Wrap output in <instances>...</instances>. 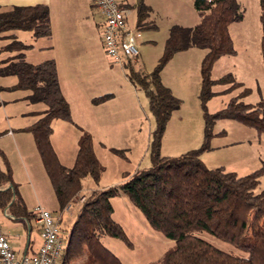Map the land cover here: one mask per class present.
I'll return each mask as SVG.
<instances>
[{
  "label": "trees",
  "instance_id": "1",
  "mask_svg": "<svg viewBox=\"0 0 264 264\" xmlns=\"http://www.w3.org/2000/svg\"><path fill=\"white\" fill-rule=\"evenodd\" d=\"M200 17L192 27L173 25L158 66L151 72L137 70L127 64L129 80L142 85L150 100V109L156 118V129L151 141L152 165L136 171L120 185L94 189L80 204L73 224L71 239L65 247L61 264H72L75 258L86 255L85 264H123L102 243L106 236L118 237L131 245L117 221L111 198L124 193L143 213L154 229L175 241L164 256L150 264H264V191H258L264 167L247 175H238L224 167L208 168L200 155L209 149L211 121L232 118L264 133V103L243 101L244 90L232 97L227 106L209 114L206 103L215 95L217 83L234 81L232 74L213 79L214 63L224 55H235L237 50L230 33V25L242 21L245 12L238 0H194ZM262 26L261 54L264 60V0H260ZM150 8L142 0L137 10V26L155 28L149 21ZM9 30L32 31L35 38L51 37L52 25L49 7L45 4L13 6L0 13V33ZM21 49L31 45L12 42ZM197 47L206 49L201 62L200 97L206 110V131L203 145L177 157L161 154V141L167 121L181 100L166 87L161 71L175 53ZM0 74L18 77L13 89H29L31 102L47 105L44 115L28 129L34 134L37 146L51 178L61 209L73 203L84 189V181L100 180L104 167L94 148L92 134L82 129L75 164L66 167L60 163L51 144L53 121L63 119L74 123L71 107L59 81L57 63L48 59L33 64L19 53ZM237 82L234 83L236 85ZM233 85V87H234ZM114 97L107 93L93 99L100 104ZM3 131H0V135ZM115 153L124 156L120 149ZM5 169L0 166V207L12 202V208L24 207L18 186L13 180L12 167L0 149ZM208 233L236 248H220L201 236Z\"/></svg>",
  "mask_w": 264,
  "mask_h": 264
},
{
  "label": "rangeland",
  "instance_id": "2",
  "mask_svg": "<svg viewBox=\"0 0 264 264\" xmlns=\"http://www.w3.org/2000/svg\"><path fill=\"white\" fill-rule=\"evenodd\" d=\"M142 1L148 2V0ZM150 1L153 5L151 14L153 20L149 19V21L156 27L154 29L140 28L143 38L151 40H147L141 49V55L133 64L136 69L145 72H151L158 66L159 59L164 53L171 25L192 27L196 25L193 24L195 23V16L200 20L194 0ZM238 1L245 12V17L242 21L234 22L229 27L237 53L219 58L211 71L213 79L232 74L234 81L214 85L213 90L216 93L206 103L209 114H214L225 108L232 97L244 90H248V93L243 97L244 102L255 105L264 103L260 0ZM97 14L103 21V15L99 11ZM134 22L136 23V19L132 17L129 26L136 28L133 27L136 25ZM147 32H154V35L151 36L150 33L149 36ZM98 39L100 38L98 37ZM101 46L102 66L96 70L98 78L88 80L90 86L87 90L99 95L108 92L114 93L113 98L116 99L113 109L117 115L115 123L130 129L131 134L127 140L123 139L124 141H120L117 136L108 138L107 142H103L105 148H102L103 150L100 152V161L104 167V172L98 181L91 178H86L84 181L85 188H88L90 192L94 189L120 185L136 171L150 167L152 165L151 141L157 126L156 118L150 109L149 97L145 88L140 84H134L136 89L133 90L132 95V101L134 98L136 108H132L130 112L127 111L128 114L123 118L121 113L124 107L123 103L130 97L127 91L128 86H130L129 77L125 73L127 68L114 64L104 51L102 43ZM193 50H199L198 52L202 54L207 51L201 48ZM186 54L193 56L192 51H188ZM111 64L115 66L114 71H112L116 74L115 76L109 71L108 66ZM191 70L192 68L189 69L186 66L181 68L182 75L185 76L183 80L187 82L186 90H180L181 92L175 94L168 87L181 100V106L172 111L167 121L161 141L160 151L163 156H181L200 148L204 143L207 115L200 97L202 75L201 82L200 79L196 82L197 91H195L193 79L188 74ZM126 71L128 73V70ZM169 71L172 72L171 69ZM188 82L189 84L192 83L189 85L190 87ZM235 82H237L236 85H234ZM130 83L132 82L130 81ZM0 108H2L1 102ZM133 128L134 130H132ZM210 128L209 149L200 155L205 166L211 169L224 167L226 170L234 171L241 176L264 167V133L261 134L255 128L228 117L214 119L211 121ZM101 137V135L97 136L98 139H102ZM114 149L122 150L124 156L115 153ZM25 185L27 184L23 186ZM258 191H264V170ZM52 192V201L59 203L54 186ZM86 195H84L85 199ZM111 203L114 207L113 217L125 230L131 245L118 237L106 236L102 241L123 264H150L162 258L166 251L175 245L174 240L165 237L160 231L151 227L143 213L126 194L114 195L111 198ZM59 208L62 210L60 203ZM76 209L78 210L77 206L72 203L69 213ZM201 236L220 248L237 252L232 245L208 233H203Z\"/></svg>",
  "mask_w": 264,
  "mask_h": 264
},
{
  "label": "crops",
  "instance_id": "3",
  "mask_svg": "<svg viewBox=\"0 0 264 264\" xmlns=\"http://www.w3.org/2000/svg\"><path fill=\"white\" fill-rule=\"evenodd\" d=\"M119 1L121 6L128 11V24L131 25V18L134 17L136 25L133 27L139 28L137 26V10L141 0ZM151 2L148 0L145 4L151 9L149 19L153 20ZM36 4H45L49 7L52 25L51 37L35 38L32 31L26 30L1 32L0 69L22 52L25 59L33 64L54 59L57 63L61 90L70 104L74 120V123L63 119L53 121V133L50 139L57 158L66 167H72L75 164L82 129H85L92 134L96 154L101 159L100 152L105 148L103 142L117 136L120 141L127 140L131 130L115 123L117 115L113 106L116 98L95 104L93 99L101 95L87 90L90 86L88 80L98 78L96 70L102 66L101 31L103 21L97 14L99 10L93 6L92 0H0V13L13 6ZM199 21V18L195 16L193 24H198ZM147 33L150 36L151 32ZM153 35L154 32L151 33V36ZM147 40L151 39L143 38L141 49ZM14 41L31 45V48L21 49L18 45L11 46ZM193 49H197V47L176 53L161 72L162 82L175 94L181 92L180 90L187 89V82L183 80L185 76L182 75V67L192 68L188 74L193 79L195 91H197L196 82L198 79L201 82V61L206 53L202 54L198 52L199 50ZM188 51H192L193 56H188L186 54ZM114 64L108 66L109 71H114ZM113 75L116 74L113 73ZM17 83L16 75L0 74V102L2 104L0 131H3V134L0 135V149L5 153L12 167L13 180L18 186L25 208H12V202L6 207H0V225L11 245L19 254H33L42 244L41 226L34 212L37 205L44 206L52 213L55 211L53 215L58 222L65 247L70 242L78 210L69 213L72 204L70 207L60 210L59 203L52 201L53 185L45 169L35 136L28 129L44 115L47 105L43 102H31L28 98L31 94L29 89H13ZM128 83L130 86L127 91L130 97L123 103L124 107L121 111L123 118L132 108H136L134 98L132 101L133 90L136 88L129 80ZM191 84L188 82V86ZM99 135L102 136V139L97 138ZM0 166L5 169V163L1 157ZM24 184L27 185L23 186ZM3 188L7 187H0V189ZM89 192L90 190L84 187L81 193L74 198L73 204L79 208L82 202L78 198ZM103 245L105 246L104 243ZM86 258V255L75 258L71 263L85 264Z\"/></svg>",
  "mask_w": 264,
  "mask_h": 264
},
{
  "label": "built area",
  "instance_id": "4",
  "mask_svg": "<svg viewBox=\"0 0 264 264\" xmlns=\"http://www.w3.org/2000/svg\"><path fill=\"white\" fill-rule=\"evenodd\" d=\"M92 4L104 17L101 39L108 57L120 66L133 65L141 55V29L129 26L128 11L121 6L119 0H92ZM78 199L83 202L85 196ZM34 211L41 226L42 244L38 251L19 254L0 225V264H61L65 244L56 218L42 205H37Z\"/></svg>",
  "mask_w": 264,
  "mask_h": 264
}]
</instances>
